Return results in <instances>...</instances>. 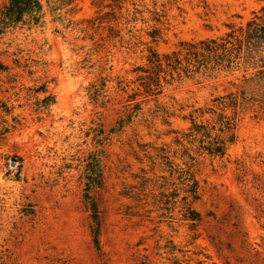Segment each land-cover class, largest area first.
Wrapping results in <instances>:
<instances>
[{"label": "rangeland", "instance_id": "obj_1", "mask_svg": "<svg viewBox=\"0 0 264 264\" xmlns=\"http://www.w3.org/2000/svg\"><path fill=\"white\" fill-rule=\"evenodd\" d=\"M7 1L0 0V9ZM42 1L43 25H19L0 42V61L9 68L0 73V129L9 130L0 136V264H264L262 112L241 116L226 157L196 160L193 207L202 216L196 227L178 209L173 220L160 219L150 190V205L129 198L137 191L135 176L142 167L150 170L141 145L177 150L174 140L190 127V115L198 117L194 110L232 89L233 77L166 86L161 101L168 123L150 103L132 124L112 132L127 99L117 81L136 79L148 47L166 54L181 42L224 36L260 14L264 0H127L122 13L104 8L109 1ZM132 3L141 13L126 24ZM107 12L119 19H100ZM110 27L131 44L113 39ZM155 30L152 42L147 33ZM102 78L111 80L105 106L92 99ZM47 96L54 103L37 110ZM95 156L103 184L90 196L99 208L102 255L85 198Z\"/></svg>", "mask_w": 264, "mask_h": 264}, {"label": "trees", "instance_id": "obj_2", "mask_svg": "<svg viewBox=\"0 0 264 264\" xmlns=\"http://www.w3.org/2000/svg\"><path fill=\"white\" fill-rule=\"evenodd\" d=\"M103 1H109L104 8L118 9L122 13L127 0H100L101 5ZM132 5L133 15L124 17L126 24L135 23L136 15L141 13L135 3ZM44 16L42 0H8L0 9V42L10 29L19 25H43ZM105 16H112L114 21L119 19L115 12H107L100 19ZM110 31L113 39L131 44V39L123 40L118 30L110 27ZM147 35L152 42H156L159 37L156 30L148 32ZM147 51L146 64L134 69L136 79L129 82L117 81V90L126 94L127 99L124 111L112 130L113 133L120 132L132 124L145 113V107L150 103H154L155 116L161 115L164 123H168V106L161 101L166 86L184 78L194 79L199 76L210 79L234 78L231 81L232 89L216 97L211 106L194 110V113L199 114L198 117L190 115V127L181 138L176 137L174 140L177 150L171 153L163 147L141 145L150 170L141 168V174L135 176L139 182L132 187L137 191L129 198L138 204L150 205L147 202V191L150 190L153 201L151 204L159 212L160 219L173 220V213L178 209L182 221L196 227L202 222L201 214L193 207L199 199V182L194 172L196 160L203 155L219 159L226 157L230 146L237 141L236 130L241 116L247 111L264 113V7L260 14L255 15L244 27L231 28L224 36L196 42H181L176 50L166 54H159L152 47H148ZM8 70L9 68L0 61V73ZM109 82L111 80L102 78L99 86H92V99L95 102L101 99L102 106L109 102L106 95ZM1 88L0 81V91ZM54 101L52 96L45 97L40 101L41 106L37 110L51 105ZM1 105L2 112L7 115L11 113L6 104ZM8 131L4 126L0 129V136ZM148 147L153 149V154L148 152ZM137 159L143 163V159ZM92 161L93 168L87 173L85 198L93 219V244L102 255L99 208L91 198L90 190L93 186H102L103 173L97 156Z\"/></svg>", "mask_w": 264, "mask_h": 264}]
</instances>
